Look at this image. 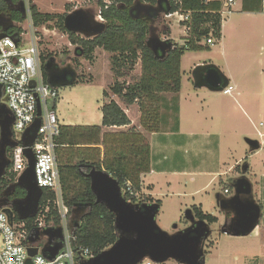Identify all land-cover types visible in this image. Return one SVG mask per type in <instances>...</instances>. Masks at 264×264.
Segmentation results:
<instances>
[{
    "label": "trees",
    "instance_id": "1",
    "mask_svg": "<svg viewBox=\"0 0 264 264\" xmlns=\"http://www.w3.org/2000/svg\"><path fill=\"white\" fill-rule=\"evenodd\" d=\"M21 1L11 0L13 4ZM92 1L101 8V18L105 24L104 31L93 38H84L68 32L64 27L67 12L61 15L42 13L32 1L28 2V17L33 28L54 24L67 34L69 43L75 47V54L79 58L93 62L96 49L109 54L113 83L102 92V98L106 102L104 101L101 106L100 125L59 124L58 134L55 137L61 200L68 210L67 217L72 215L73 209L87 207L78 221H73L72 225L68 223V228L75 238L72 248L77 264H81L80 253L84 249H87L91 255L97 256L118 239L114 227V215L104 205L96 203L95 196L90 190V180L86 176L90 169L103 170L114 178L127 202L139 206L157 205L159 211L161 201L142 193L141 176L151 171L150 145L147 138L134 126L125 131L105 133L102 128L129 126L130 119L122 106L137 104L140 125L146 132H159L160 126L166 125L165 114L168 112L173 116L170 130L178 129L176 95L181 89V58L186 51L209 50V45L206 44L209 37L215 41L221 39L223 20L219 12L224 4V0H113V3L105 9L102 0ZM136 1L157 9V3L160 1V14L179 10L190 12L189 33L181 38L180 43L170 38V29L165 27L160 41L171 43V48L165 51L163 57L156 56L148 45L150 21L159 17L156 14L159 10L134 18L129 14V9ZM239 1L241 12L263 13L262 0ZM0 15L8 16L16 24L8 29L7 36L18 39L24 32L20 24L26 18H23L19 12L10 11L3 0H0ZM51 58V54L40 53L41 72L45 83L47 81L44 65ZM138 62L140 74L136 77L133 71ZM78 66L77 58L73 59L75 71H78ZM83 83H86L85 76L82 72H78L76 79L70 85ZM165 94H173L175 97L168 100ZM111 97H116L118 102ZM57 100L52 103L53 110L56 109ZM8 169L0 179V195L5 190L9 192L11 188L14 189V194L9 200L3 196L2 200L6 204L2 207H8L13 211L14 220L24 223L32 239L42 231L38 227L40 216L43 218L44 228L52 231L60 228L61 217L54 203L55 195L48 189H42L38 214L31 219L19 220L12 203L24 198L25 191L14 186L16 175L8 173ZM224 190L232 192L230 186H226ZM260 207L262 210V205ZM45 208L48 209L47 213H44ZM191 212L195 219L207 225L217 222L215 216L204 212L200 206L193 205Z\"/></svg>",
    "mask_w": 264,
    "mask_h": 264
},
{
    "label": "rangeland",
    "instance_id": "2",
    "mask_svg": "<svg viewBox=\"0 0 264 264\" xmlns=\"http://www.w3.org/2000/svg\"><path fill=\"white\" fill-rule=\"evenodd\" d=\"M30 1L42 13L61 15L82 8L90 10L96 16L97 6L92 0ZM237 9H239V3L236 2L231 7L232 14L227 16L225 21L223 20V37L220 44H217L216 41L215 45L209 46V50L186 51L182 56L179 95L185 100L187 96L195 93L196 103H191L193 110L189 113V117H186L187 114H185L181 118L179 137H166L165 135V132L170 130L173 125V116L169 112L165 114L166 125L160 126L158 134L161 143L165 144L164 139L172 142L170 144H173L177 150L180 149V152L177 153L176 158H173L170 151L165 153L164 150L165 155H161L165 157V160H168L165 161L162 168L164 170L170 168V170L166 177H159L155 181L157 183L153 196L162 202L155 221L160 229L172 234L189 225L186 213L189 209L191 210L193 205H201L204 211L215 216L217 222L208 226L209 234L202 244L205 264H264V139L258 137V130L254 128L255 126L259 129L258 124L264 121V12L253 18L249 14L237 12ZM7 18L9 17L4 15L1 21L6 23ZM227 20L228 22L237 20L241 26L240 32L236 33L233 39L229 35L231 33H228L229 23L226 22ZM14 25L16 24L14 23ZM20 26L25 32V44H27L29 33H31L35 37L39 53L51 54L53 63L58 68L67 66L73 68V59L77 58L79 66L76 73L82 72L86 83L57 88L59 111L64 114L65 120L75 124H81L83 121L100 122V107L104 101L106 102L102 98V91L113 83L109 67V54L101 49H96L94 61L88 62L76 56L75 47L69 43L67 34L54 24H46L35 29L26 15V20ZM150 26V39L160 40L165 27L170 29V37L174 42L180 43L181 38L185 35L183 27L178 24L176 17L166 20L161 14L150 21ZM197 63H212L221 70L224 68V64L230 63L233 69L230 85L233 87L236 82L243 94H246L241 98L242 104L251 108L255 105L256 113L252 115V123L245 122L246 120L241 118L242 116L239 115L238 108L234 104H231V107L236 110L233 112L235 117L231 115V121H228L227 115L213 112L212 108L218 106L213 101L214 98H226V101L231 103L237 91L234 90L232 97H229V95L224 96L220 92L212 93L207 89L195 88L191 71ZM223 71L225 70L223 69ZM139 74L140 63L138 62L133 75L138 77ZM165 97L170 100L175 96L165 94ZM191 98L188 97V99ZM113 100L118 102L117 98ZM201 105L203 107H200ZM187 111L189 112V109ZM196 114L210 117L212 114L214 120L210 124H201L196 118L190 117V115ZM127 115L131 118L134 116L132 112H128ZM262 132L264 133V131ZM247 134L257 140L260 146V149L252 155H249L251 150L245 143ZM150 139L152 140L154 137ZM155 144L153 142L154 152ZM9 153L10 149H7V154L9 155ZM244 164L248 165V169L243 174L242 166ZM171 169H179V173L172 174ZM217 172H221L223 175L212 176ZM241 175L251 182L253 199L258 205H262L263 209L257 230L247 237H233L221 231L225 220L223 213L216 206L215 200L217 194H223L224 188L231 187L233 181ZM168 183L171 185L169 186ZM81 214H72L67 217V223L70 222L72 225L73 221L78 220ZM175 225L176 229H174ZM45 241L46 236L41 234L33 246L42 248ZM167 264L180 263L169 259Z\"/></svg>",
    "mask_w": 264,
    "mask_h": 264
},
{
    "label": "water",
    "instance_id": "3",
    "mask_svg": "<svg viewBox=\"0 0 264 264\" xmlns=\"http://www.w3.org/2000/svg\"><path fill=\"white\" fill-rule=\"evenodd\" d=\"M10 11L19 12L26 18V10L23 1L13 4L11 0H3ZM158 9L153 6H146L136 1L129 9V14L134 18L142 14L148 15L150 11H156L157 16L161 15L160 1ZM4 15H0V19ZM14 26V22L6 19V24L0 23V40L7 36L8 29ZM65 29L73 34L81 35L84 38H93L101 34L105 24L97 22L95 15L90 10L75 9L64 18ZM149 47L156 56L163 57L165 51L171 48V43L151 38ZM47 83L53 87H64L70 85L77 76L74 68L67 66L58 68L51 58L45 65ZM192 81L195 88H205L211 92L219 93L229 85L225 74L214 64L196 65L191 71ZM70 77V80H69ZM31 81L30 86L34 87ZM0 114L4 119L0 120V179L4 176L9 164L7 149L12 148L16 143L12 140L11 125L13 118L9 110L1 107ZM41 109L37 105V119L26 129L22 135V145L31 146L34 142L40 126ZM245 143L253 152L260 149L259 142L255 139L245 138ZM27 159V167L17 178L14 186L25 191L24 198L15 200L12 203L13 210L19 220L34 218L37 214L42 189L35 182L34 155L30 148L24 151ZM248 165L242 166L244 174ZM86 176L90 180V190L95 196L96 203L104 205L115 217L114 227L118 233L117 241L108 249L103 250L96 257L83 264H140L144 259L155 263H161L169 259L180 264H205L202 244L209 229L205 222L195 221L191 210L186 213V218L191 225L172 234L166 233L159 228L155 221L158 213L157 205H138L127 202L121 192L118 182L103 170L90 169ZM233 189L229 197H217V206L222 212H230L232 218L225 221L221 229L222 233L233 237H247L259 226L261 218V207L253 199L251 182L244 176L236 178L231 184ZM6 202L0 197V207ZM87 207L72 210V214L84 213ZM9 221L12 220L13 211L4 209ZM81 216V215H80ZM79 216V217H80ZM79 220V218H78ZM77 220V221H78ZM78 222L76 223V225ZM177 226H174L176 229ZM46 236V243L42 248L29 247L27 249L29 258L38 253L52 259L60 248L59 240L62 239V230L57 228L54 231L46 229L42 232ZM36 239H31L35 242Z\"/></svg>",
    "mask_w": 264,
    "mask_h": 264
},
{
    "label": "built area",
    "instance_id": "4",
    "mask_svg": "<svg viewBox=\"0 0 264 264\" xmlns=\"http://www.w3.org/2000/svg\"><path fill=\"white\" fill-rule=\"evenodd\" d=\"M26 14L29 16L28 2L22 0ZM97 1V0H96ZM179 1V0H178ZM104 8L107 9L113 0H102ZM237 0H224L222 10L219 12L222 20L232 14L231 7ZM261 8L264 12V0L261 1ZM166 20L176 17L177 22L183 27L184 34L189 33L188 24L190 23V12L175 11L173 13L162 14ZM95 20L104 23L101 18V8L97 7ZM25 32L19 38L6 36L0 40V110L4 106L13 118L11 125L12 140L16 145L10 149L7 156L9 164L6 168L8 173L15 174V182L27 167V159L24 151L30 148L34 155V175L37 186L41 189H48L55 195V205L61 217L62 239L59 240L60 248L52 259L38 253L29 258L27 249L39 240L40 235L46 228L42 216L38 218V227L42 230L38 235H34L35 242H31V236L27 232L23 222L14 220L12 215L11 222L4 209L0 207V264H77L72 248L75 240L72 231L68 228L66 221L68 210L61 200V189L56 160L55 137L58 134V118L52 109V103L58 99V91L43 80L41 72L40 53L38 51L35 37L29 33L27 44L24 42ZM215 40L209 37L206 44L213 46ZM33 81L34 87L30 86ZM233 87L229 84L222 90V94H231ZM40 105L41 115L40 126L37 136L31 146L22 145V135L28 127L37 119V105ZM5 115L0 114V120ZM262 125V124H260ZM260 139H264V133H257ZM1 138V128H0ZM5 170V171H6ZM227 193V190L224 191ZM48 209H44L47 213ZM41 213V212H40ZM38 214V211H37ZM36 214V215H37ZM36 247V246H35ZM38 248V247H36ZM40 249V248H38ZM93 256L87 249L80 253L79 263L88 262ZM168 261V260H167ZM152 262L144 259L140 264H167Z\"/></svg>",
    "mask_w": 264,
    "mask_h": 264
},
{
    "label": "crops",
    "instance_id": "5",
    "mask_svg": "<svg viewBox=\"0 0 264 264\" xmlns=\"http://www.w3.org/2000/svg\"><path fill=\"white\" fill-rule=\"evenodd\" d=\"M237 3H239V9H237V12L239 11V13H243L240 11V8H241V4H240V1L237 0ZM246 14H249V16H253L256 17L258 15H260L261 13H246ZM224 21H225V18H224ZM228 22V20L226 21ZM229 26H228V33H231L229 34L232 39L235 38V35L236 33L240 32L239 30H241V26H239V21L237 20H233V21H229ZM170 35H171V32H170ZM185 36V35H184ZM183 36V37H184ZM222 37H223V21H222V27H221V39L219 41H217V44H220V42L222 41ZM171 38V37H170ZM216 42V41H215ZM215 45V43H214ZM224 47V45H223ZM197 64H201V63H197ZM196 64V65H197ZM205 64V63H204ZM224 70L226 71H223V69L221 70L219 67V69L225 74V76L228 78L229 80V84H230V81L231 79L233 78V69H232V66H230V63H227V64H224L223 66ZM111 74V73H110ZM231 76V77H230ZM88 83V82H87ZM200 89H205V88H200ZM237 91V94L235 95L234 99L232 100L231 103L227 102L226 101V98H217V99H213L214 102H216L218 104L217 107L215 108H212L213 112L214 113H223V115H227V119L228 121H231V115H234L233 112H235L236 110L233 109L231 107V104L235 105L236 108H238V111H239V115L242 116L241 118L243 120H246L245 122H248V123H252L253 121V118H252V115L256 113V108H255V105H253V108L251 107H248V106H245V104L243 103L242 104V99L244 95L246 94H243V91L242 89L239 87V85L235 82L234 86H233V91ZM209 91V90H208ZM103 92V91H102ZM211 92V91H209ZM232 92L231 94H229V97H232ZM214 93V92H212ZM59 94V92H58ZM189 95V94H188ZM195 93H193L191 96H187V98H185V100H183V98L180 97L179 93L176 95L177 96V105H178V129L175 130V131H171V130H167V132H165V135L166 137L167 136H170V137H179L180 136V131H181V118L187 114L186 117H189V113L192 112L193 110V105L191 103H196L195 102ZM224 95V94H223ZM194 96V97H193ZM225 96V95H224ZM191 98V99H188ZM116 97H113V99H115ZM241 99V101H240ZM122 106V105H121ZM200 107H203L202 105ZM122 108L124 109V112L126 113V115L128 114V112H132L133 113V118H131L129 115L128 118L130 119V122L131 124L129 126H123V127H110V128H107V127H104L102 128L103 129V132H119V131H125L127 130L128 128H130L131 126H134L137 128V130L142 133L145 138H147L148 142H149V145H150V167H151V171L147 174H143L141 176V181H142V193H144L145 195H150L154 200H158L156 199L154 196H153V193L156 189V183L155 181H157L156 179H158L159 177H166L167 176V172L170 170L166 169L164 170V168H162V165L165 163V161H168L167 159L165 160V157L161 156V155H165V153H167L168 151H170V154H173V158L177 157V153L180 152V149H176L175 147H173L174 145L173 144H170L172 142H169L167 140L164 139V143L163 142L161 143L160 139L158 138L159 137V133L160 132H154V133H149V132H146L140 125V112H139V108L137 106V104H134L132 106H129V107H126V106H122ZM235 108V107H234ZM189 109V112L187 111ZM100 110H101V107H100ZM202 110V109H201ZM57 114V118H58V122L59 124L61 125H70V126H73V125H82V126H91V125H100L101 123V117H100V122H95V123H91V122H86V121H83L81 124H75L73 122H70V121H66L65 119V116L64 114L59 111V104H58V100H57V104H56V109L54 110ZM212 112V113H213ZM192 119L196 118L198 123H212L213 120H214V116L211 114V117L210 116H202L200 114H196L194 116H191ZM262 124V125H260ZM258 128H255V130H258V132H262L264 131V121H261L259 124H258ZM257 132V133H258ZM263 133V132H262ZM154 137V139H150ZM246 138H250V139H253L251 138L252 136L251 135H245ZM153 142H155L156 144V150L155 152L153 151ZM167 143V144H166ZM180 147V146H179ZM162 148V149H161ZM249 148V147H248ZM164 150H165V153H164ZM250 150V149H249ZM246 152V151H245ZM163 153V154H162ZM249 155H252L254 152L252 151H249ZM152 154H153V157H152ZM194 155V154H193ZM196 155V153H195ZM249 155H245V156H249ZM162 157V158H161ZM245 160H246V157H245ZM185 170V169H184ZM182 171V170H180ZM171 173L172 174H178L179 173V169L178 170H175V169H171ZM185 173V172H184ZM223 174L221 172H217L216 174L212 175L214 177H219V176H222ZM166 180V179H165ZM168 185L170 186L171 183H168ZM225 195V196H224ZM228 197V195L226 196V194L224 193L223 191V194H217L216 195V206H217V197ZM160 200V199H159ZM161 201V200H160ZM162 204V202H161ZM196 206H200L201 209L203 210L202 206L201 205H196ZM218 207V206H217ZM219 209V208H218ZM204 211V210H203ZM206 212V211H204ZM207 213V212H206ZM258 228V227H257ZM257 228L255 230H257Z\"/></svg>",
    "mask_w": 264,
    "mask_h": 264
},
{
    "label": "flooded vegetation",
    "instance_id": "6",
    "mask_svg": "<svg viewBox=\"0 0 264 264\" xmlns=\"http://www.w3.org/2000/svg\"><path fill=\"white\" fill-rule=\"evenodd\" d=\"M0 23H2V24H6L5 22H3V20L1 21V19H0ZM69 80H70V77H69ZM7 190H9V189H7ZM233 190V189H232ZM225 191V190H224ZM233 193V192H232ZM231 193V191H227V193H225L226 194V196L228 195V197H229V195H231L232 194ZM13 194H14V189L13 188H11V190H9V192L8 191H6L5 190V192L3 193V194H1L0 195V197L1 198H3V196L7 199V200H9V198H12L13 197ZM225 196V195H224ZM262 211V210H261ZM222 212V211H221ZM223 213V217H224V220L225 221H228L229 219H231L232 218V214L230 213V212H222ZM194 217V216H193ZM195 219V218H194ZM195 221H198L197 219H195ZM189 225H191V223L189 222ZM188 225V226H189ZM207 225V224H206ZM208 226H210V225H207V227Z\"/></svg>",
    "mask_w": 264,
    "mask_h": 264
}]
</instances>
